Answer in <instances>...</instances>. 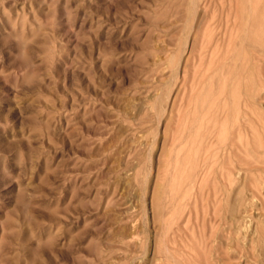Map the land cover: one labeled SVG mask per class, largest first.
<instances>
[{
    "label": "rangeland",
    "instance_id": "374dc122",
    "mask_svg": "<svg viewBox=\"0 0 264 264\" xmlns=\"http://www.w3.org/2000/svg\"><path fill=\"white\" fill-rule=\"evenodd\" d=\"M263 251L264 0H0V264Z\"/></svg>",
    "mask_w": 264,
    "mask_h": 264
},
{
    "label": "bare ground",
    "instance_id": "6f19581e",
    "mask_svg": "<svg viewBox=\"0 0 264 264\" xmlns=\"http://www.w3.org/2000/svg\"><path fill=\"white\" fill-rule=\"evenodd\" d=\"M209 2V1H208ZM211 2V1H210ZM231 3V2H230ZM229 3V4H230ZM214 4V3H213ZM232 4V3H231ZM238 4V3H237ZM233 6V5H232ZM230 7V6H229ZM236 8V7H235ZM210 153V152H209ZM211 158V157H210ZM203 160V159H202ZM263 171V170H262ZM216 213V212H215ZM225 221V220H224ZM219 224V223H218ZM225 224V223H224ZM256 228V227H255ZM261 228V227H260ZM224 229V228H223ZM226 229V228H225ZM257 229L259 230V228L257 227ZM226 230H228V229H226ZM260 231H262V230H260ZM215 233V232H214ZM260 233H262V232H260ZM216 234V233H215ZM225 235V234H224ZM260 236H262V235H260ZM224 237V236H223ZM231 238V237H230ZM220 239V238H219ZM213 240V239H212ZM252 240V239H251ZM254 240V239H253ZM262 240V239H261ZM222 241H224L223 239H222ZM226 241V240H225ZM228 242V241H227ZM249 242V241H248ZM235 243V242H234ZM214 244V243H213ZM224 244V243H223ZM227 244V243H226ZM225 244V245H226ZM212 245V244H211ZM232 245V244H231ZM233 245H235V244H233ZM220 246V245H219ZM218 246V247H219ZM229 246H230V244H229ZM192 247H193V245H192ZM216 247V246H215ZM223 247H224V245H223ZM220 249H221V247H220ZM224 249H225V247H224ZM261 249V248H260ZM220 252L222 251V250H219ZM218 252V251H217ZM264 252V251H263ZM240 253V252H239ZM185 254V253H184ZM193 254V253H192ZM262 256V255H261ZM220 257V256H219ZM223 258V257H222ZM225 258V257H224ZM250 258V257H249ZM254 258V257H253ZM262 258V257H261ZM244 260V259H243ZM262 260V259H261ZM197 261V260H196ZM200 261V260H199ZM228 262H229V260H228ZM209 263V262H208ZM223 263V262H222ZM205 264V263H204ZM232 264V263H231Z\"/></svg>",
    "mask_w": 264,
    "mask_h": 264
}]
</instances>
